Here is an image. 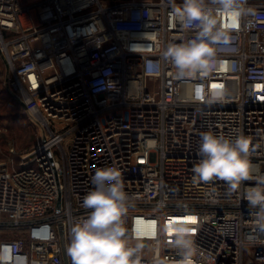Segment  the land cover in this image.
Listing matches in <instances>:
<instances>
[{
    "label": "built area",
    "instance_id": "1",
    "mask_svg": "<svg viewBox=\"0 0 264 264\" xmlns=\"http://www.w3.org/2000/svg\"><path fill=\"white\" fill-rule=\"evenodd\" d=\"M244 7L209 72L181 77L162 53L197 29L170 0H0L1 84L41 128L16 165L0 163V264H72L70 230L104 167L120 172L139 264H182L178 228L192 264H264L246 200L264 175V0ZM207 131L249 140L253 175L235 191L193 180Z\"/></svg>",
    "mask_w": 264,
    "mask_h": 264
},
{
    "label": "clouds",
    "instance_id": "2",
    "mask_svg": "<svg viewBox=\"0 0 264 264\" xmlns=\"http://www.w3.org/2000/svg\"><path fill=\"white\" fill-rule=\"evenodd\" d=\"M172 3V13L184 29H197L194 39L171 44L162 53L181 77L206 75L214 64L216 43L230 41V32L239 26L241 16L251 12L246 0H182ZM229 17L222 23L217 16ZM249 140L243 135L235 139L211 131L200 134L198 157L192 168L196 182L224 181L235 191L242 181L253 175L249 159ZM95 185L82 200V207L91 210L82 222L73 224L66 253L72 264H139L141 246L129 247L125 239L122 216L126 212L128 195L125 193L120 172L115 167L98 168L91 178ZM246 200L256 209L257 230L264 233V175L258 186L246 193ZM182 264H192L194 241L187 238L183 228L177 229L175 240ZM156 264H163L157 260Z\"/></svg>",
    "mask_w": 264,
    "mask_h": 264
},
{
    "label": "rangeland",
    "instance_id": "3",
    "mask_svg": "<svg viewBox=\"0 0 264 264\" xmlns=\"http://www.w3.org/2000/svg\"><path fill=\"white\" fill-rule=\"evenodd\" d=\"M3 64L0 60V70ZM1 74V73H0ZM0 75V163L16 165L28 154L41 135L38 121L10 98Z\"/></svg>",
    "mask_w": 264,
    "mask_h": 264
},
{
    "label": "trees",
    "instance_id": "4",
    "mask_svg": "<svg viewBox=\"0 0 264 264\" xmlns=\"http://www.w3.org/2000/svg\"><path fill=\"white\" fill-rule=\"evenodd\" d=\"M9 94V93H8ZM9 96H10V98L13 100V102L15 103V104H17L18 106H20L21 107V105L18 103V102H16L12 97H11V95L9 94Z\"/></svg>",
    "mask_w": 264,
    "mask_h": 264
}]
</instances>
